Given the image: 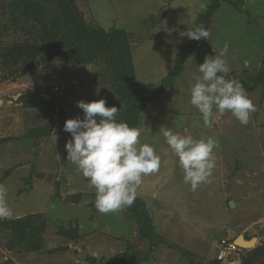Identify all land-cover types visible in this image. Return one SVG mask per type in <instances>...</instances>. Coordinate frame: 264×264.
Wrapping results in <instances>:
<instances>
[{"label": "rangeland", "instance_id": "374dc122", "mask_svg": "<svg viewBox=\"0 0 264 264\" xmlns=\"http://www.w3.org/2000/svg\"><path fill=\"white\" fill-rule=\"evenodd\" d=\"M10 1L0 0V184L8 188L11 219L38 216L33 220L39 231L34 244L41 247L21 243L0 221V264H102L112 258L113 264H122L118 255L124 253L129 263L128 255H138L136 264H264V86H255L264 75V0H220L205 29L208 40L199 41L180 33L203 26L212 0L53 4L57 10L72 8L90 28L117 35L124 31V64L129 63V75L145 88L160 85L180 48L192 41L194 53L184 58L181 73L147 103L135 127L141 144L153 146L161 161L158 172L143 178L137 194L158 236L153 242L132 205L99 213L94 190L66 159L65 143L71 134L63 124L68 118L83 119L77 101L103 98L106 106L119 109L116 120L122 121L127 103L116 92L112 69L104 57L78 63L67 48H42L37 27L10 26ZM28 40L36 42L38 55L34 66L17 76L27 64L25 55L14 59L6 54L8 46ZM225 43V78L243 86L255 111L247 125L226 113L206 128L189 103L188 90L198 65L206 56L217 55ZM164 128L218 141L211 183L193 191L184 182L178 158L162 135ZM238 236L255 241L225 261L215 259L221 239Z\"/></svg>", "mask_w": 264, "mask_h": 264}, {"label": "clouds", "instance_id": "9594fccd", "mask_svg": "<svg viewBox=\"0 0 264 264\" xmlns=\"http://www.w3.org/2000/svg\"><path fill=\"white\" fill-rule=\"evenodd\" d=\"M193 40H208L209 32L201 28L180 33ZM229 45L225 43L217 55L206 56L193 74L189 103L197 109L203 125L212 128L226 113L247 125L255 106L243 86L225 78L229 66L224 58ZM83 119L68 118L63 130L71 134L65 143L66 159L88 181L94 190L95 208L101 214L116 213L130 207L143 183V178L158 172L160 157L153 146L141 144L140 131L126 122L117 121L119 109L106 106V100L77 101ZM166 144L176 155L183 170V179L191 190L211 183L216 167L213 149L218 141L212 137L196 139L164 128ZM8 188L0 184V220L11 219L13 210L7 204ZM217 259V258H216ZM218 260V259H217Z\"/></svg>", "mask_w": 264, "mask_h": 264}, {"label": "trees", "instance_id": "16d2710c", "mask_svg": "<svg viewBox=\"0 0 264 264\" xmlns=\"http://www.w3.org/2000/svg\"><path fill=\"white\" fill-rule=\"evenodd\" d=\"M58 2L59 0H11L8 6L10 26L14 28L18 26L27 27L28 25L33 28L37 27L38 31L40 30L42 48H67L68 51L75 55L74 57L78 63H91L99 57H104L112 69L113 73L111 77L117 89L116 92L119 96L122 95V99L127 103L126 110L122 114L121 119L130 127H137L140 124V113L146 108L147 103L163 94L167 88L173 85L176 77L182 71L184 58L194 53L192 41L180 48L175 58L174 67L163 81L160 82V85L155 88H145L135 81L132 75H129L132 72V68L128 67L129 63L127 65L126 63L124 64V56L126 54L125 43L127 41L124 31L120 33L121 36L115 32L105 33L101 28H90L85 24L79 13L71 11L72 8L65 9L64 7V9L59 10L54 8L53 4H58ZM219 2L220 0H212L203 18L204 23L202 28L204 30L210 18L217 10ZM35 44L36 42L33 40L31 42L28 40L26 42L11 44L8 46L6 54L14 56V59L15 57L25 55L23 64L28 61L33 62L35 56L38 55V52L35 54L38 50H35ZM26 70L21 67L17 70L16 75L20 76ZM259 85L264 86V75L259 76L255 81V86ZM40 100H43V98L40 97ZM132 206L135 209L137 220L143 221L142 227L145 226L147 236L153 242L158 236L155 234L152 220L145 208L144 202L139 197H136ZM37 217L29 214L21 218L0 221L2 224H7L10 230L17 233L21 243L24 240L26 244H33V247L35 248L36 246V249H38L41 247V243L35 245L34 240L39 237V231L34 229L33 226V220ZM71 230L75 232L73 226H71ZM125 256H127V253L118 255L122 264H136V262L140 261L138 255L131 254L128 255L131 260V263H129L124 260ZM88 260L90 263L95 262L92 257ZM101 262L102 264H113L116 260L112 258L107 262ZM6 264H12V262L8 261Z\"/></svg>", "mask_w": 264, "mask_h": 264}, {"label": "built area", "instance_id": "2783aa9c", "mask_svg": "<svg viewBox=\"0 0 264 264\" xmlns=\"http://www.w3.org/2000/svg\"><path fill=\"white\" fill-rule=\"evenodd\" d=\"M54 91H58V86H54ZM244 248L236 243V240L227 238L221 239L218 244V248L216 251V258L218 260H226L230 255L238 253L242 251Z\"/></svg>", "mask_w": 264, "mask_h": 264}, {"label": "bare ground", "instance_id": "6f19581e", "mask_svg": "<svg viewBox=\"0 0 264 264\" xmlns=\"http://www.w3.org/2000/svg\"><path fill=\"white\" fill-rule=\"evenodd\" d=\"M244 240V238H243V236L242 237H239L238 238V240H237V243L239 244V245H243V246H251L252 244H250L251 242L253 243V241H250V242H246L245 240Z\"/></svg>", "mask_w": 264, "mask_h": 264}, {"label": "water", "instance_id": "95a60500", "mask_svg": "<svg viewBox=\"0 0 264 264\" xmlns=\"http://www.w3.org/2000/svg\"><path fill=\"white\" fill-rule=\"evenodd\" d=\"M33 66H34L33 62H32V61H28L24 69H28V68H31V67H33ZM239 237H242V236H238V238H239ZM238 238L236 239V242H237ZM243 241H244V240H243ZM245 241H246V240H245ZM250 241H255V239H251V240H248V241H246V242H250ZM237 244H238V243H237ZM240 246H241V245H240ZM241 247H242V246H241Z\"/></svg>", "mask_w": 264, "mask_h": 264}]
</instances>
